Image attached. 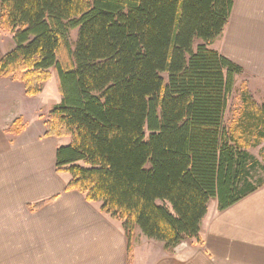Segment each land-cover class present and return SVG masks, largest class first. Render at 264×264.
<instances>
[{"label": "trees", "instance_id": "16d2710c", "mask_svg": "<svg viewBox=\"0 0 264 264\" xmlns=\"http://www.w3.org/2000/svg\"><path fill=\"white\" fill-rule=\"evenodd\" d=\"M233 2L0 0L14 42L0 78L35 96L56 74L61 101L40 116L44 136L69 139L55 170L121 222L129 264L136 229L167 252L202 245L210 201L222 211L264 185V152L251 153L264 143V96L257 104L243 84L225 122L243 69L211 47ZM23 128L18 118L6 131Z\"/></svg>", "mask_w": 264, "mask_h": 264}, {"label": "crops", "instance_id": "0c3cea01", "mask_svg": "<svg viewBox=\"0 0 264 264\" xmlns=\"http://www.w3.org/2000/svg\"><path fill=\"white\" fill-rule=\"evenodd\" d=\"M211 47L243 69L235 84L263 86L264 0H234ZM28 103L19 87L0 83V264H129L118 221L99 202L65 191L69 176L55 170L57 145L65 142L44 136L42 108ZM18 118L24 128L12 135L6 130ZM50 197L40 209L29 207ZM135 235L131 264H264V185L222 211L210 201L202 245L186 240L167 252L144 235L139 246Z\"/></svg>", "mask_w": 264, "mask_h": 264}, {"label": "rangeland", "instance_id": "374dc122", "mask_svg": "<svg viewBox=\"0 0 264 264\" xmlns=\"http://www.w3.org/2000/svg\"><path fill=\"white\" fill-rule=\"evenodd\" d=\"M76 35H77V31L73 30L71 32V37H72L73 42H75V40H76ZM13 46H14V42H13L10 34L0 31V58L2 57V55L4 53L10 51L13 48ZM164 77H166V76L164 75ZM241 79H243V78H241ZM244 81H242L240 79L238 81H236V84L234 86V90L231 93V95L229 96L227 108H226V112H225V116H224L225 122H228L230 120V118L232 116L233 109H235L237 107V105L239 104V95H240V91H241L240 88L242 87L243 84H245V83H242ZM9 82L20 88L21 97L24 98L26 101L30 102L27 104L28 106L30 104L32 106L33 105L32 103H34L36 101L39 102L40 105L38 104V106L40 108H42V112L44 114H46L53 107V105H55L61 101V94L59 93V90H58L57 76L53 72L51 73L49 79L44 82L43 87H42V91L38 95L31 96V97L24 95L21 83L14 81V80H11L10 78H0V83H9ZM248 91L254 100L259 101L260 98H263V96H264V84H263V86H259V85H256L255 82H250V85L248 87ZM256 103L260 104L261 101H260V103H258V102H256ZM62 139L64 140V142H69L68 138H62ZM261 152H264V143L261 144L257 148L251 149V153L253 155H255L258 159H260V153ZM99 205H100V203H99ZM118 223H119V226L121 227V224H120L121 222L118 221ZM135 231H136L135 232L136 233V235H135L136 242L139 246H142V244H141L142 234H140L141 232L139 229H136ZM138 231L140 232L139 234H138ZM71 236L72 235L69 234L68 237L70 238ZM150 243H152V242H150Z\"/></svg>", "mask_w": 264, "mask_h": 264}]
</instances>
